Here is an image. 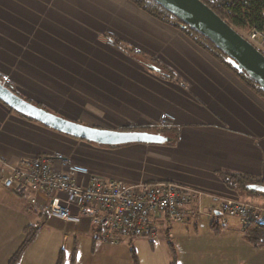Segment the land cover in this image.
I'll return each mask as SVG.
<instances>
[{
    "label": "crops",
    "instance_id": "obj_1",
    "mask_svg": "<svg viewBox=\"0 0 264 264\" xmlns=\"http://www.w3.org/2000/svg\"><path fill=\"white\" fill-rule=\"evenodd\" d=\"M175 29L129 0H0V75L11 74L26 90L4 84L13 93L103 130L154 131L164 113L176 120L165 128L176 134L167 133L162 144L108 147L59 133L0 100V264H10L25 230L36 225L40 231L17 264H57L61 256L65 263L82 242H93L96 251L89 219L72 224L50 217L49 197L32 207L1 185L3 163L57 153L106 179L174 182L204 193L199 221L174 222L189 236L178 264H264V248L245 241L238 219L224 221L209 210L212 196L264 207V186L253 188L256 194L236 193L219 178L230 173L264 182V99ZM123 41L139 54L121 53ZM76 180L87 185L89 176ZM166 222L155 220L154 231Z\"/></svg>",
    "mask_w": 264,
    "mask_h": 264
},
{
    "label": "built area",
    "instance_id": "obj_2",
    "mask_svg": "<svg viewBox=\"0 0 264 264\" xmlns=\"http://www.w3.org/2000/svg\"><path fill=\"white\" fill-rule=\"evenodd\" d=\"M244 38L254 46L260 40L263 45L264 29ZM0 78L3 84L13 86L8 75L1 74ZM175 123L173 116L164 113L157 127L164 129ZM3 166L7 176L1 185L5 190L26 198L32 207L37 206L40 197H49L45 211L50 217L72 224L89 219L101 231L103 244L110 246L122 244L123 237L154 238L153 223L162 217L179 223L199 221L206 197L174 182L127 184L120 179H106L61 153L16 164L5 162ZM78 176H89L88 184H79ZM211 200L214 207L210 213L219 212L224 221L238 219L243 232L253 224L264 225V207L220 196H212Z\"/></svg>",
    "mask_w": 264,
    "mask_h": 264
},
{
    "label": "water",
    "instance_id": "obj_3",
    "mask_svg": "<svg viewBox=\"0 0 264 264\" xmlns=\"http://www.w3.org/2000/svg\"><path fill=\"white\" fill-rule=\"evenodd\" d=\"M190 29L209 40L239 73L264 92V55L201 0H152ZM0 100L16 113L59 133L100 146L162 144L166 139L148 132L103 130L74 123L39 108L13 93L0 81Z\"/></svg>",
    "mask_w": 264,
    "mask_h": 264
},
{
    "label": "trees",
    "instance_id": "obj_4",
    "mask_svg": "<svg viewBox=\"0 0 264 264\" xmlns=\"http://www.w3.org/2000/svg\"><path fill=\"white\" fill-rule=\"evenodd\" d=\"M138 9L149 15L154 20L162 23L170 24L179 29L184 35L190 38L199 48L210 53L217 61L231 70L247 87L254 91L257 95L264 99V92L262 89L251 80L245 73H239L227 62V57L220 52L209 40L198 34L196 31L190 29L184 25L181 21L173 17L170 13L157 5L152 0H129ZM209 8H211L220 18H222L228 25H230L236 32L240 30L248 33L261 32L264 29V0H201ZM112 43V42H111ZM116 45V43H114ZM254 46V45H253ZM129 50V49H128ZM131 50V49H130ZM129 50V51H130ZM259 50V49H258ZM260 51V50H259ZM131 52V51H130ZM263 55L264 53L260 51ZM18 95V94H17ZM19 96V95H18ZM25 117V116H24ZM27 118V117H26ZM120 132H148L154 134H160L166 136L167 133L173 135L176 134V130L171 129H157L153 131V128H128L121 130ZM168 135V134H167ZM219 178L227 189L236 193L244 192L250 194H256L253 188L257 186H264L263 181H259L248 175L220 173ZM237 198V197H236ZM233 198V199H236ZM238 199V198H237ZM236 199V200H237ZM254 205V204H253ZM259 206V205H258ZM262 207V206H261ZM218 222H213L212 229L215 233H219L222 228L218 227ZM40 226H31L25 230V240L21 247L16 252L15 256L11 259L10 264H17L25 249L31 245L35 240ZM95 235H100L101 231L94 228ZM150 240L154 238L146 236ZM141 239V238H140ZM244 239L247 243L251 244L257 249L264 248V225L253 224L247 230L244 231ZM170 249L174 255V261L176 259V251L172 244ZM57 264H62V256ZM175 264V262L173 263Z\"/></svg>",
    "mask_w": 264,
    "mask_h": 264
},
{
    "label": "rangeland",
    "instance_id": "obj_5",
    "mask_svg": "<svg viewBox=\"0 0 264 264\" xmlns=\"http://www.w3.org/2000/svg\"><path fill=\"white\" fill-rule=\"evenodd\" d=\"M168 25V24H167ZM170 25V24H169ZM172 25H170L171 27ZM174 27V26H172ZM175 28V27H174ZM177 29V28H176ZM175 29V30H176ZM179 30V29H178ZM177 30V31H178ZM180 31V30H179ZM181 34H184L180 31ZM239 34L246 37L248 32L240 30ZM188 38V37H187ZM105 43H110L111 46L118 47V41L116 45L109 42L107 38H103ZM103 39L99 41L103 44ZM191 40L190 38H188ZM192 41V40H191ZM262 41L256 42V46L264 53V44ZM126 46H125V45ZM129 44L123 41V45L120 44L119 50L126 56H135L139 54V47L129 48ZM131 51H129V50ZM137 50V51H136ZM204 51V50H203ZM204 53L210 55V53L204 51ZM211 56V55H210ZM213 57V56H212ZM214 58V57H213ZM9 75L11 78V74ZM12 80V79H11ZM13 82V80H12ZM19 91H26L22 86H18L13 83ZM264 203V202H262ZM258 204V203H256ZM258 205H262L261 203ZM171 222V221H170ZM166 222L163 227L157 229V238L150 240L148 238L136 239L134 237H123L122 244L110 246L103 244L101 237L96 236V251L94 252L95 244L93 242H82L79 245V249L75 248L74 253L71 251L65 260L62 259L64 264H178L179 257L181 256V246L185 244L188 239L186 231L176 227L174 222ZM193 237V236H192ZM172 244L176 251V259L174 261V255L170 249ZM46 262V261H45ZM179 262H182L180 260Z\"/></svg>",
    "mask_w": 264,
    "mask_h": 264
}]
</instances>
